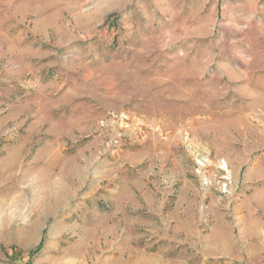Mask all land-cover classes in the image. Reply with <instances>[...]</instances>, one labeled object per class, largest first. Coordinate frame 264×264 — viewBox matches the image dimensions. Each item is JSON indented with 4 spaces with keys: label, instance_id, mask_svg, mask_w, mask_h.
I'll use <instances>...</instances> for the list:
<instances>
[{
    "label": "rangeland",
    "instance_id": "obj_1",
    "mask_svg": "<svg viewBox=\"0 0 264 264\" xmlns=\"http://www.w3.org/2000/svg\"><path fill=\"white\" fill-rule=\"evenodd\" d=\"M0 264H264V0H0Z\"/></svg>",
    "mask_w": 264,
    "mask_h": 264
},
{
    "label": "bare ground",
    "instance_id": "obj_2",
    "mask_svg": "<svg viewBox=\"0 0 264 264\" xmlns=\"http://www.w3.org/2000/svg\"><path fill=\"white\" fill-rule=\"evenodd\" d=\"M68 189V188H67ZM58 203V202H57ZM34 235V233H32L31 230L29 231H26L25 235L22 237V239L26 242V241H29L32 236Z\"/></svg>",
    "mask_w": 264,
    "mask_h": 264
}]
</instances>
